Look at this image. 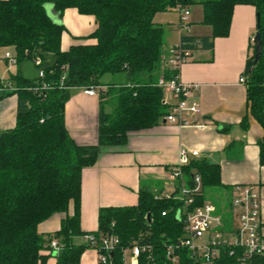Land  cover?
<instances>
[{"label": "trees", "instance_id": "trees-1", "mask_svg": "<svg viewBox=\"0 0 264 264\" xmlns=\"http://www.w3.org/2000/svg\"><path fill=\"white\" fill-rule=\"evenodd\" d=\"M193 0H0V48H11L19 66L40 58L43 66L53 58V68L41 78L25 81L16 74L17 96L15 125L0 134V264H46L54 257L56 264H80L87 245L75 246V238L87 234L100 238H118L112 253L113 264H123V250L138 245L145 250L138 264H193L190 252L180 245L183 224L177 218L182 203L173 198L155 199L156 193L142 187L134 206L101 208L97 230L80 229L81 172L93 167L103 148L126 144L130 132L147 130L158 125L168 114L163 104V90L157 86L161 68L163 29L153 23L157 13ZM62 17L66 10L93 19L91 34L61 50L65 32L55 24L45 7ZM203 21L212 29L207 38L183 36L182 48L211 49L214 38L229 34L231 15L236 5L255 8L256 30L264 49V0H202ZM92 41V42H87ZM255 51L246 60L243 72L246 86L247 114L241 126L247 128L252 117L263 130L257 143L258 161L264 167V66L263 54L254 63ZM124 73L128 85L113 91L114 111L99 113L98 141L92 146H79L70 137L64 124V108L72 89L102 86L104 75ZM164 78L173 77L163 72ZM63 79V80H62ZM47 85L48 90L33 92L28 88ZM114 88L99 97L110 95ZM199 176L201 192L195 206L205 203L208 189L221 187L217 165L190 161L183 168L187 186ZM72 205L73 213L68 215ZM162 213H165L163 216ZM62 216L60 227L51 237L37 232L39 224L53 215ZM56 240L61 246L58 255L50 248ZM176 258V263L168 256ZM212 264H264V251L242 261L238 247L221 246Z\"/></svg>", "mask_w": 264, "mask_h": 264}, {"label": "crops", "instance_id": "crops-1", "mask_svg": "<svg viewBox=\"0 0 264 264\" xmlns=\"http://www.w3.org/2000/svg\"><path fill=\"white\" fill-rule=\"evenodd\" d=\"M201 1L193 0L187 6L190 14L186 32L178 30V9L171 8L154 16L153 23L163 29L161 68L157 81L164 72L163 61L168 50L179 44L183 36L207 38L211 35V27L202 23ZM46 11L49 16L59 19L60 24L65 27L61 38L62 51L78 43L77 38L91 34L95 28L92 18L79 15L74 10L64 11L61 18L51 5H48ZM255 30V8L236 5L231 15L229 34L224 38H214L211 49L194 50L191 59L179 68L180 82L199 86L193 97L187 99V103L196 101L199 104L201 115L198 121L205 125L203 130L178 128L161 120L151 129L130 132L123 146L103 148L96 164L81 172L79 221L82 232L97 230L101 208L136 205L137 194L142 187L149 188L152 193L171 192L175 183L168 181L167 174L170 168L176 166L178 152L182 147L198 152L191 161H203L219 168L222 186L217 187L218 192L214 191L217 203L211 204L221 218L222 226L214 231L227 238L232 235L236 226V212L230 206L231 192L233 186L239 185L257 187L264 232V167L259 165L257 146L263 138V130L250 116L247 117V128L241 126V121L247 114V98L245 84L239 83L246 60L251 55L250 40L254 37ZM2 57L3 55L0 57V83L10 86L13 91L0 95V134L15 125L17 96L11 93L18 86L14 77L19 74L18 66L15 72L8 60ZM117 76L116 82L106 80L107 75L101 78L100 83L106 91L108 86L114 88L109 96L102 99L99 95L87 96L81 89L71 90L64 108V124L77 145L97 144L101 102L103 112L112 114L115 99L113 91L128 85L126 74L120 73ZM167 98L170 104L175 102L170 96ZM221 200L224 204H219ZM227 203L231 210L230 218L220 214L225 212ZM72 213L73 207L69 205L68 215ZM61 218L59 214L53 215L38 225L37 232L43 238L51 237L58 231ZM73 243L76 246L82 245V237L75 238ZM128 257L127 255V260ZM46 264H56L55 258L50 257ZM80 264H98L97 254L93 250H85Z\"/></svg>", "mask_w": 264, "mask_h": 264}, {"label": "built area", "instance_id": "built-area-1", "mask_svg": "<svg viewBox=\"0 0 264 264\" xmlns=\"http://www.w3.org/2000/svg\"><path fill=\"white\" fill-rule=\"evenodd\" d=\"M180 14L178 30L186 32L188 30L189 10L187 7L179 6L177 8ZM253 38L250 42L253 45ZM192 56V51L182 48L181 43L171 47L168 50L167 57L163 61L164 72L173 73L169 80L161 77L157 81V86L163 90V104L169 107L168 114L162 120L178 128H196L203 130L205 125L198 121L201 115L200 106L196 101L187 103V99L192 98L194 92H197L199 86L196 84H184L178 79L179 68L186 64ZM4 57L11 64H16V60L11 54L5 53ZM36 68L43 66L40 58L32 61ZM41 71L35 78L43 76ZM63 80V79H62ZM239 83L244 84V78H239ZM17 89V88H16ZM14 89V91L16 90ZM47 85L40 87L28 88L27 90L39 92L48 90ZM83 94L87 96H97L106 91L102 86L81 88ZM13 89L3 83H0V95L11 92ZM167 96L174 99L175 102L170 104ZM198 155L196 151H188L182 147L178 152V161L176 166L168 170L167 179L175 183L171 192L156 193L155 199H174L182 203L176 216L183 224L184 236L180 243L187 248L191 254L193 264H212L214 258L218 255L221 246L238 247L242 250V261L250 259L254 255H259L264 251V232L260 219V202L259 192L255 186H233L231 192L230 206L236 212V226L230 237H225L214 229L222 226L221 218L216 214L214 206L205 202L200 206H195V200L201 192V181L199 176L193 177V185L187 186L183 179V168L189 164L191 158ZM164 216L165 213H162ZM83 244L87 245L90 250L97 254L98 264H113L111 260L112 253L117 249L119 244L118 238L113 235H106L95 238L91 234L82 237ZM76 246V245H75ZM50 248L54 255H58L61 246L56 240L51 241ZM145 249L138 245H132L130 248L123 250V264H138V256ZM128 260L126 259V256ZM168 256L176 263V258Z\"/></svg>", "mask_w": 264, "mask_h": 264}, {"label": "water", "instance_id": "water-1", "mask_svg": "<svg viewBox=\"0 0 264 264\" xmlns=\"http://www.w3.org/2000/svg\"><path fill=\"white\" fill-rule=\"evenodd\" d=\"M47 8H48V5L45 7V9L47 10ZM49 17L51 18V20L55 24H60L59 19H57L55 16H49ZM58 17H59V15H58ZM257 17H258V15L256 14V18ZM253 48H254V51H255L254 63H256L258 61V59L263 54V42L261 41L260 36H259L258 33H256L254 35ZM55 63H56V58H53L48 64H46L44 66H41L40 68H36L31 61H25V62H22L18 66V72L21 75V77L23 78V80L31 82V81L35 80V78L38 76V74L41 71H46V70H49V69L53 68Z\"/></svg>", "mask_w": 264, "mask_h": 264}, {"label": "rangeland", "instance_id": "rangeland-1", "mask_svg": "<svg viewBox=\"0 0 264 264\" xmlns=\"http://www.w3.org/2000/svg\"><path fill=\"white\" fill-rule=\"evenodd\" d=\"M6 52L11 54V55L14 54V52H13V50L11 48H0V57L3 55L2 58H4V53H6ZM9 65L13 66V69L16 72L17 65L11 64L10 62H9ZM263 65H264V57H263ZM117 77H118L117 75L116 76L115 75H113V76L112 75L111 76L107 75V77H105V78H107L106 80H111V82H116L117 81V79H116ZM161 77L164 78L163 74H161L160 78ZM215 190H217V192L219 191L218 188H211V189H208L206 191V194H205V200L206 201H208L210 203H217L216 197H215V193H214ZM220 203L224 204V202L222 200H221V202H219V204ZM220 214H224L227 218L231 217V210H230V207H229V203H227V205L225 206V212L222 211V213L220 212Z\"/></svg>", "mask_w": 264, "mask_h": 264}]
</instances>
